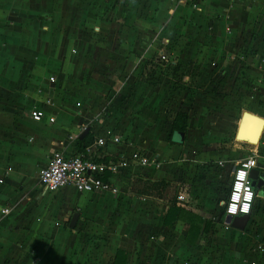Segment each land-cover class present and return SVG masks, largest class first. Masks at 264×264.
<instances>
[{"label":"crops","instance_id":"0c3cea01","mask_svg":"<svg viewBox=\"0 0 264 264\" xmlns=\"http://www.w3.org/2000/svg\"><path fill=\"white\" fill-rule=\"evenodd\" d=\"M262 1L196 0V5L193 8L187 5L189 3H177L175 0H0V93L5 95L0 97V179H2L0 183V211L4 208L8 209L6 214L0 212V264H111L117 249L125 252V264H169L168 258H180L187 251L190 253V250L196 246H205L212 233L215 240H219L221 237L220 240L226 241L237 238V242H239L238 240H240L239 243L244 242L245 238L239 234L241 230H235L236 233L231 232L232 228L223 222L224 216L216 215V212L206 216L207 208L205 207L194 210L192 207L175 202L177 207L199 215L203 220L210 221L212 225L206 237L198 239L193 245L187 244L184 241L185 231L182 222L176 221L173 227L162 225L168 200L163 205L164 210L158 220L151 214H147L145 220L148 221L146 225L149 226L146 233L161 235L165 238L164 242L156 239L152 242L146 240L144 244H140L142 241L139 244H134L138 241V236L132 235L128 240H124L120 236L122 232L117 233L116 231V238L107 246L94 247L93 249L88 246L80 247L81 233L75 234L77 229L69 228V221L74 213H77L76 221L78 219L90 221L89 215L91 211L93 212L90 204L93 202L89 200L79 203V199L87 193L76 194L69 187L61 188L52 194L43 193L37 183V171L44 167L52 153L73 154L75 150V141H68L67 135L69 136L71 129L76 127L72 122L82 121L85 115L83 113V117L81 115L76 117L71 115L70 117L63 109L68 107V102L62 103L60 99L56 98L58 86L61 85L62 88L65 80L75 84L80 75L84 79L89 74L105 72L109 74V77L106 78L107 85H112L111 79L113 78L118 81L117 85L119 86H111L109 92L117 94L120 92L122 80L117 79L116 75L136 79L139 73H142V70H136L137 67L150 59H147V56L150 49L153 47L155 49V44L158 46L157 50H161L157 54L163 56V50H166L169 43H172L171 38L177 32L178 43L185 41L191 44L193 50L185 46L186 52L195 51L198 48L197 52H200L198 56H205L207 55L206 44L217 47L213 45L217 43L223 46L229 41L232 42L236 35H238L236 38H239L240 34L235 31L241 32L242 27L251 17L250 15L259 9H264ZM70 3L76 4L74 17L69 23L64 24L66 30L60 41V50L58 47L53 52L52 44L53 42L56 44L58 41L56 35V27L59 23L58 13L62 14L65 11L66 14V8ZM78 26L86 30L81 32L82 35L72 33ZM26 27L27 30L41 29L38 36L39 39H42L40 42L43 49L34 53L26 51ZM90 29L93 31L91 32ZM87 33L90 35L88 36ZM99 33L101 36H98ZM47 39L50 40L49 43ZM32 40L35 41L34 38ZM260 49L261 47L257 45L253 48L255 52L257 51L256 58H259ZM123 50L130 52L122 53ZM58 54L59 56H57ZM184 56H186L184 53L177 52L176 58H173L178 65L185 66L186 63L191 62V59L184 58ZM44 58H53L54 60L47 63L43 61ZM93 67L95 70H92ZM27 70H32L30 73V76H33L32 79L28 78ZM41 70H51L52 72H48L45 77H41L43 79H40L38 74ZM143 71L146 78L162 75L160 70ZM183 72L192 74L193 82L191 87L188 86L189 77L187 74L185 77L182 74L180 80L182 85L198 90L204 84H206L205 88L215 85L218 82L216 80L218 73L225 74L227 70L220 72L219 70H183ZM230 75L238 76L237 84L240 82L242 86L253 88L251 93L257 102L241 105L246 106L249 113L260 115L264 120V70H230ZM50 76L54 77L55 82H48ZM160 79L159 77V81ZM161 85L163 84L155 83L152 86L153 90H151L149 101L151 108L154 105V95ZM43 88L47 93L41 90ZM35 91L43 92V94L38 96ZM105 91L107 92V88ZM176 91L178 93L179 88ZM197 95L199 97L194 102L198 104L195 106L198 110L194 121L198 123V126L192 132V136L198 140V144H194L200 146L206 142L213 143L214 139L223 137L224 133L222 128L209 131L210 127H214V119L205 120L207 104L212 105L210 114H212L211 109L217 108L216 95L203 88L199 89ZM233 97L235 99L234 95ZM118 98L119 95H115L111 103L115 104ZM227 99L230 100L229 97L225 98V100ZM26 104L30 105L31 110L42 111L45 120L43 123L53 126L48 130L36 128L31 132L26 131L24 125L29 122L30 116L23 117L21 111V108ZM232 105L228 108L230 111L227 116L229 117H232L234 113L236 115L241 106L237 102ZM214 111L221 116L218 114V108ZM225 111L227 110L224 109L223 112ZM141 113L143 112L141 111ZM242 113L241 110L240 115ZM96 117L97 119H93ZM48 118H52L53 122L48 123ZM91 120H94L93 123H95V130L90 129L92 132L101 131L110 134V128L105 126L106 122L99 113L94 114L89 121ZM204 122L208 126H204ZM46 125L43 124L42 127ZM120 126H123L125 132L133 138L138 137L137 133L141 132L133 125ZM86 127L89 128V126ZM77 131L79 132L80 129ZM187 131L188 126L186 125L185 135L188 139ZM187 143L192 146L190 141ZM242 144L246 143L242 142ZM125 147L126 155L128 150L134 148V146L130 147L128 143ZM145 147L146 150L149 149L147 146ZM168 147L170 150L167 152L171 155V151L175 156L181 152L180 149H185L184 145L174 144ZM254 154L258 164V169H255L256 177L259 181H264V127L258 142L255 145L246 144V149L242 151L241 157L244 159ZM205 155L203 154L204 157H206ZM234 164L231 165L230 172ZM217 165H221V162ZM123 175L127 176L128 181L133 176H137L145 180L163 179L172 183L169 174L167 175L165 172L162 174V172L149 167L130 166ZM116 177L113 180L114 186L117 184ZM93 193L90 194H102L101 191ZM104 194L107 196L106 193ZM127 196L133 197L131 194H127ZM161 199L157 200L161 201ZM106 209L107 206L102 204L100 210L105 211ZM65 212L70 214L68 220L64 216ZM253 213L252 209L248 218L249 222L254 219ZM76 224L79 225L78 222ZM246 225L242 232L246 229ZM172 235H176L177 238L174 239ZM119 242L120 245H116ZM260 247L264 249V243ZM243 251V255L236 252L231 255L224 254L226 260H224V256L218 258L223 254L218 252L215 255L217 253L215 252L211 257L209 256L208 264H264V250L259 254L255 251L248 253Z\"/></svg>","mask_w":264,"mask_h":264},{"label":"rangeland","instance_id":"374dc122","mask_svg":"<svg viewBox=\"0 0 264 264\" xmlns=\"http://www.w3.org/2000/svg\"><path fill=\"white\" fill-rule=\"evenodd\" d=\"M262 2L264 4V0ZM72 4L73 3H70V5L68 4L66 14L65 11H63L62 14L58 13L57 20L59 23L56 27L58 41L56 44H54V42L52 44L53 52L57 50L58 47L60 50V41L66 30L64 24L66 22L69 23L74 17L76 4ZM187 5L194 8L196 4L194 2ZM250 16L251 17L244 27H242V31H235L237 34H240L239 38H236L238 36L236 35L232 42L229 41V43L223 44V46L217 43L213 44L217 47L206 44L207 55L202 57L198 56L200 53L197 52L199 51L198 48L195 49V51L186 52L184 47L188 46L192 49L191 44L185 41L178 43L176 40L178 35L177 32H175L171 38L172 43H169L168 48L162 52L164 60L167 61H162L160 59L161 57L157 52L161 50H157L158 46L155 44V49L153 47L148 53L147 59H150L144 61L143 64L137 67L136 70H142V73H139L136 79L128 76L121 77V75H116L118 77L117 79L122 80V86H120V92H117L119 98L115 104L111 103V101L117 94H110L109 92L111 86H119L117 85L119 83L113 78L111 79L112 85H107L106 78L109 77V74L105 72L94 75L89 74L85 76L84 79L80 75L77 77L78 80L75 84L72 81L67 82V80H65L62 88L61 85L58 86L59 90L56 94V98L60 99L62 103L68 102L67 108L62 107L67 115L70 117L71 115L72 117L79 115L83 117V113V115H85L82 121L72 122L76 127L71 129L69 136L67 135L68 141H75L76 136H78L80 132L77 131L78 129H82L86 126H89V130L94 129V120H89L94 114L99 113L106 122L105 126L110 128V134L120 135L124 145L128 143L130 147L134 146V148L128 150V154L133 151H141L142 146V152L145 153L151 161H159L160 164L156 170L160 171V173L162 172V174L165 172L172 178L170 186L162 192L161 201L153 197L140 198L130 196L132 198L135 197L134 200L129 198L127 196V184L129 181L127 176L122 173L117 176L118 178L116 177L117 184L115 187L117 191L115 194L111 195L106 192H102L101 195H93L94 193L90 195L84 194V196L79 199V203L88 202L89 200L92 201L93 204H90V208L93 212H90V221L88 219H78V221L75 222L74 228H72L77 229L75 234L81 233L80 247L88 246V248L93 249L94 247L107 246L116 238V231L117 233L122 232L120 236L124 240H128L132 235L134 237L138 236V241L134 242V244H139L140 241H142L140 244H144L146 240L152 242L156 239L164 242L165 238L161 235L156 236L146 233L149 226L146 225L148 221L145 220L147 214H151L153 218L158 220L159 215L164 210L163 205L166 201L171 199L176 203L192 207L194 210L205 207L207 208L205 212L207 214L206 216L211 215L213 212H216V215H221L222 207L220 206V202H224L226 199L231 179L230 167L236 161L243 158L241 155L242 151L246 149V144L255 145L257 143L258 135L263 125V118L260 115L256 116L251 114L248 112L249 110L246 106H242L243 104L250 105L257 102V99L251 93L253 88L246 85L242 86L240 82L237 84L239 81L238 76L233 77L230 75V70H264V9H259ZM90 30L91 32L93 31L92 29ZM85 31L83 27L78 26L72 33L75 35H82ZM40 32V28L27 30L26 27V51L34 53L35 51L43 49L40 42L42 39H39L38 36ZM89 35L90 34H88V36ZM98 36H101V34L99 33ZM33 38L35 41L32 40ZM49 41L50 40L47 39L48 43ZM256 45L261 47L259 58L255 57L257 51L255 52L253 50ZM129 52L130 51L123 50L122 53ZM177 52L184 53L186 55L184 58H190L191 62L186 63L185 66L178 65V63L175 62ZM54 55L55 53L53 56ZM57 56H59V54ZM53 60V58H44L43 61L49 63ZM170 62L174 63L171 64ZM92 70H95V68L93 67ZM143 70H160L162 75H158L155 78L153 76L146 78V76L143 75ZM183 70H219V72L227 70L225 74L218 73V79H216L218 82L212 87L205 88L204 86L206 84L199 87V89L203 88L208 92L212 91V93L216 95V107L218 108V114L222 116L217 115V112L214 111L217 110V108L211 109L212 114H210L212 105L207 104L205 107L207 110L205 120L211 121L214 119V127H210L208 130L222 128L221 130H223L224 133L223 137H217V139H214L213 143L206 142L197 146L198 140L192 136V132L197 129L198 126V123L194 121L198 110L195 106L198 104L194 102V100L199 97L197 95L199 89L194 90L193 88L184 87L182 85L180 82L182 74L184 77L185 74L189 77V81H187L188 86L191 87L193 82L192 74L190 75V73L187 72L184 73ZM48 72L52 71L41 70L38 74L39 78L43 79L41 77H45ZM30 73H32V70H27L28 78L32 79L33 76L31 77ZM159 77L161 78L160 81ZM155 83H162L163 85L157 89L155 95L153 94L155 99L154 105L151 108L149 107V101L152 94L151 90H153L152 86ZM38 87L40 88V86ZM106 88L107 92L105 91ZM178 88L179 92L177 93L176 89ZM41 90L47 93L45 88ZM161 90L163 92H159ZM35 92L38 96L43 94V92L39 93L40 91ZM3 96L5 95L0 93V97ZM227 97H229L230 100H225ZM229 102H231V104H229ZM235 102H237L238 105H242L239 107V111L236 115L234 113L232 117H229L227 116V113L230 111L228 108L232 104L235 105ZM136 104H138V107H136ZM21 109L22 116L25 118L29 117L31 111L30 105L26 104V106H23ZM224 109L227 111L223 112ZM241 110L248 114L245 116L253 117L256 120V127H254L250 141L246 144H242V142L234 139V132L241 118ZM141 111L143 113H141ZM169 112H183L186 114L188 121V123H186L188 126L186 134L189 135V138L187 139L185 135L184 142L180 145H184L185 149H180L181 152L176 156L172 155L173 152L171 151V155L167 152L170 150L168 147L170 145L168 143L170 128L165 122L167 120L166 115ZM93 119H97V117ZM222 121L224 122L220 123ZM43 122H45L44 119L40 122H32L30 118L29 122L24 125L25 130L28 132L34 131L36 128L48 130L53 126L46 125ZM43 124L46 126L42 127ZM120 125H133L137 130H141V132L137 133L138 137L133 138L129 136L128 133L125 132L123 126ZM203 125L208 126L206 122H204ZM97 133L107 134L108 132L103 133L99 131ZM172 140L174 143L177 141V136L175 134L172 135ZM189 141L192 143V146L187 145ZM145 146L149 149L146 150ZM155 154H158L156 159L153 158ZM203 154H206V157H204ZM220 162L221 165H217V163ZM149 168L152 169V167ZM104 193H106L107 196ZM102 204L107 206L105 211L100 210ZM253 212L254 219H252L251 222L248 220L246 229L243 232L241 230V233H239L245 238L244 242L239 243L240 240L237 242V238L226 241L223 239L220 240L221 237L219 240H215L213 239L212 233L205 246L201 245V247L196 246V248L189 249L190 253L187 251V253H184L180 258L177 257L174 259L170 257L168 258V260H170L169 264H208L211 255L215 252H217L215 255L218 254V252L223 254L219 255L218 258L224 256V260H226L225 256L227 254L231 255L236 252L243 255V250H245L246 253L249 251H255L257 254L263 252L264 249H261L260 246L264 243V199L258 195L254 200ZM64 216L66 220H68L70 216L69 212H65ZM77 222L79 225L76 224ZM235 230L237 229L232 228L231 232L236 233ZM172 237L174 239L177 238L176 235H172ZM116 245L119 246L120 242Z\"/></svg>","mask_w":264,"mask_h":264},{"label":"built area","instance_id":"2783aa9c","mask_svg":"<svg viewBox=\"0 0 264 264\" xmlns=\"http://www.w3.org/2000/svg\"><path fill=\"white\" fill-rule=\"evenodd\" d=\"M175 1L183 4L196 2V0ZM160 57L162 61H165L162 55ZM48 82H55L54 77L50 76ZM43 115V112L37 109L31 110L29 114L33 122H40ZM47 122L52 123L53 119L48 118ZM84 128L80 129V132ZM88 131L93 137L92 143L84 150L86 158L82 155H66L54 152L50 155L44 167L37 171V183L43 193L52 194L61 188L69 187L76 194H90L101 191L112 195L117 191L113 184L114 178L121 173L123 174L130 166L157 169L160 164L157 160L151 161L142 150L139 152L133 151L126 155V147L120 136ZM101 157H111L114 160L107 162H95L93 160ZM157 157L158 154L153 156L154 159ZM233 168V172H230L231 179L226 199L224 202H220V206L224 216H250L256 198V191L251 188L248 175L251 170L258 169L255 154L238 160ZM105 174H109V177L103 182L101 177ZM1 182L2 179H0ZM245 205H247V211L244 210ZM0 212L6 214L8 209L4 208Z\"/></svg>","mask_w":264,"mask_h":264},{"label":"trees","instance_id":"16d2710c","mask_svg":"<svg viewBox=\"0 0 264 264\" xmlns=\"http://www.w3.org/2000/svg\"><path fill=\"white\" fill-rule=\"evenodd\" d=\"M166 124L170 128V135L168 136V143L170 145H181L174 143L172 140V135L174 133H181L185 135L186 132V123L187 116L183 112H169L166 115ZM92 143V135L88 131L87 135L82 139H75L74 143V155H82L83 157H87L84 153L86 147H88ZM95 162H107L113 161L114 159L111 157H101L94 158ZM109 177V174H105L101 177V181L105 182L106 178ZM170 183L166 180H157L150 181L139 178L137 176H133L128 184L127 191L128 194H131L135 197H153L156 199H161L162 192H164ZM221 216H224L223 210ZM176 221H180L183 223V229L185 231L184 241L193 245L198 239L206 237L208 234L211 225L210 221L203 220L199 215L194 214L189 210L182 209L175 205V201L173 199L169 200L166 204V210L164 216L162 218V225L165 227H173ZM126 262V254L124 251L117 249L114 253V257L112 259L111 264H125Z\"/></svg>","mask_w":264,"mask_h":264},{"label":"water","instance_id":"95a60500","mask_svg":"<svg viewBox=\"0 0 264 264\" xmlns=\"http://www.w3.org/2000/svg\"><path fill=\"white\" fill-rule=\"evenodd\" d=\"M244 115H248L247 113L243 112L241 114V118L238 122V125H237V128L234 132V139L236 140V137L238 135V130H239V127L241 125V122H242V118ZM257 119V118H256ZM259 120V119H258ZM262 128H261V131L258 135V140L261 136V133H262V130H263V127H264V120H262ZM88 130L89 128L88 127H85L84 130L82 132H80L77 136V139L80 140L82 139L84 136L87 135L88 133ZM176 136H177V141H175L177 144H182L183 142V135L181 133H174ZM257 140V142H258ZM234 168H232L231 172H233ZM251 183V188L254 190V191H257L258 193L256 195L260 196V197H264V181H259L256 177V171L255 170H251L249 175H248ZM262 187V189H261ZM248 218L249 216H246V215H242V216H239V217H230V216H224V219H223V222L226 226H230L231 228H235L237 230H243L247 221H248ZM76 219H77V213H74L72 214L71 218H70V221H69V228H73L74 227V224L76 222Z\"/></svg>","mask_w":264,"mask_h":264},{"label":"bare ground","instance_id":"6f19581e","mask_svg":"<svg viewBox=\"0 0 264 264\" xmlns=\"http://www.w3.org/2000/svg\"><path fill=\"white\" fill-rule=\"evenodd\" d=\"M256 125V120L250 116H243L241 125L238 130L236 140L239 142H249L252 136L253 129Z\"/></svg>","mask_w":264,"mask_h":264},{"label":"snow or ice","instance_id":"6c2138e0","mask_svg":"<svg viewBox=\"0 0 264 264\" xmlns=\"http://www.w3.org/2000/svg\"><path fill=\"white\" fill-rule=\"evenodd\" d=\"M245 209H247V205H245ZM234 210H235V208H234Z\"/></svg>","mask_w":264,"mask_h":264},{"label":"clouds","instance_id":"9594fccd","mask_svg":"<svg viewBox=\"0 0 264 264\" xmlns=\"http://www.w3.org/2000/svg\"><path fill=\"white\" fill-rule=\"evenodd\" d=\"M242 175H243V174H242ZM244 210L247 211V209H245V208H244ZM233 211H234V209H233Z\"/></svg>","mask_w":264,"mask_h":264},{"label":"flooded vegetation","instance_id":"af4514ba","mask_svg":"<svg viewBox=\"0 0 264 264\" xmlns=\"http://www.w3.org/2000/svg\"><path fill=\"white\" fill-rule=\"evenodd\" d=\"M257 193V192H256Z\"/></svg>","mask_w":264,"mask_h":264}]
</instances>
